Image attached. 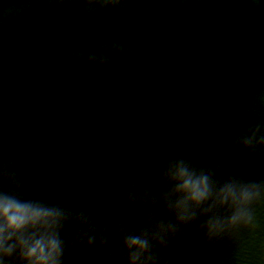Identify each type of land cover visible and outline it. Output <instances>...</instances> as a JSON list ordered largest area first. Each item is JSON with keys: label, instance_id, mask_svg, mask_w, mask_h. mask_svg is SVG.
<instances>
[{"label": "water", "instance_id": "1", "mask_svg": "<svg viewBox=\"0 0 264 264\" xmlns=\"http://www.w3.org/2000/svg\"><path fill=\"white\" fill-rule=\"evenodd\" d=\"M118 41L119 53H106ZM82 53L76 60L69 53ZM107 54L106 64L86 62ZM264 124V0H122L87 11L82 0H0V162L19 170L24 198L89 213L98 229L144 222L125 192L154 193L157 170L182 154L218 178H264V149L234 141ZM158 215L170 219L162 207ZM245 237L242 264L264 242ZM65 264H107L105 247L71 246ZM230 241L191 225L163 255L174 264H233Z\"/></svg>", "mask_w": 264, "mask_h": 264}, {"label": "clouds", "instance_id": "2", "mask_svg": "<svg viewBox=\"0 0 264 264\" xmlns=\"http://www.w3.org/2000/svg\"><path fill=\"white\" fill-rule=\"evenodd\" d=\"M82 3L91 12L96 8H116L122 0ZM122 51L118 41L106 49V53ZM69 55L80 60L83 54L74 50ZM108 61L107 54L86 58L88 63L101 65ZM234 142L252 152L264 149V124L250 126ZM157 176L163 186L159 192L154 193L137 181H131L125 192L126 200L140 207L142 224L129 228L122 219L110 229H98L91 215L83 210L5 191V182L19 188L21 181L18 166L11 161L0 162V264H65L70 244L63 231L69 222L78 226L72 247H105L111 240L119 239L118 252L107 264H174L163 252L191 225H196L209 243L232 242L233 264H242L245 237L254 246L262 230L257 209L264 207V178L244 179L236 174L218 178L215 169L197 166L182 154L164 161ZM158 207L171 218L158 215ZM258 252L254 264H264V242Z\"/></svg>", "mask_w": 264, "mask_h": 264}]
</instances>
